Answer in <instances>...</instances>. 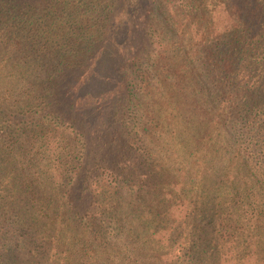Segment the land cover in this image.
Listing matches in <instances>:
<instances>
[{
	"label": "trees",
	"instance_id": "obj_1",
	"mask_svg": "<svg viewBox=\"0 0 264 264\" xmlns=\"http://www.w3.org/2000/svg\"><path fill=\"white\" fill-rule=\"evenodd\" d=\"M0 264H264V0H0Z\"/></svg>",
	"mask_w": 264,
	"mask_h": 264
},
{
	"label": "rangeland",
	"instance_id": "obj_2",
	"mask_svg": "<svg viewBox=\"0 0 264 264\" xmlns=\"http://www.w3.org/2000/svg\"><path fill=\"white\" fill-rule=\"evenodd\" d=\"M216 16V24L219 26V27H222L224 24L227 23L228 21V16H226V14L222 11H217V13L215 14Z\"/></svg>",
	"mask_w": 264,
	"mask_h": 264
}]
</instances>
